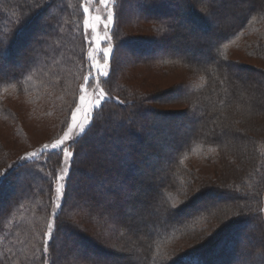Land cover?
<instances>
[{
    "label": "trees",
    "instance_id": "trees-1",
    "mask_svg": "<svg viewBox=\"0 0 264 264\" xmlns=\"http://www.w3.org/2000/svg\"><path fill=\"white\" fill-rule=\"evenodd\" d=\"M204 1L201 12L186 0H112L108 75L87 80L85 0H0L1 59L46 18L35 51L23 62L14 53L10 62H21L20 68L0 74V123L24 138L18 117L25 112L54 130L13 159L0 141V264H57V249L77 252L78 246L83 251L76 260L63 256L64 264H109L101 257L126 264H229L244 258L237 241L250 235L251 222L260 241L247 255L255 260L239 264H264V92L255 98L243 91L260 83L264 91V0ZM224 5L220 29L205 34L207 59L168 44L189 26L210 30L211 16ZM132 6L140 13L125 22ZM125 55L131 60L120 66ZM170 73L179 76L176 82ZM82 87L103 90L104 99L85 133L64 145L74 154L64 174L65 156L50 146L66 130ZM168 142L175 146L166 152ZM30 153L36 155L22 161ZM81 156L92 158L90 169ZM63 175L61 207L54 210ZM97 187L109 199L89 201ZM117 188L125 196L114 193ZM214 197L220 203L198 207ZM86 230L98 231L103 243Z\"/></svg>",
    "mask_w": 264,
    "mask_h": 264
},
{
    "label": "rangeland",
    "instance_id": "rangeland-1",
    "mask_svg": "<svg viewBox=\"0 0 264 264\" xmlns=\"http://www.w3.org/2000/svg\"><path fill=\"white\" fill-rule=\"evenodd\" d=\"M179 1V0H176ZM194 4V7L196 9H198V11L200 10L201 12H204L205 9L202 8V6L204 5V0H191ZM190 0H186L185 3L191 2ZM221 0H218L216 3L219 4ZM132 2V1H131ZM203 3V4H202ZM112 0H101L98 4L94 3V0H85V6H84V10H85V21H84V28H85V34L87 37V41L89 44V50H88V60H89V66L91 67V71L87 76V80L89 78H98L102 75V73H105L108 71L109 69V60L111 57V53H112V48L111 45L109 43V36H108V31L109 28L112 24V20L109 21L108 17L109 15H111L113 17L112 14ZM239 8L241 5H239ZM87 9V11H86ZM229 9V6H222V9L219 10V15H212L211 16V27L210 30H208L205 33H202L201 30L196 29V28H192V26H189L190 29H186L185 30H181V32L179 31L178 35L179 38L177 39V42L175 41L174 44L172 42L168 43L171 46H175V47H182V48H186L188 47L189 49V53L190 54H196L199 55L202 59H207L208 57V52L206 50L207 43H210L209 41V37L206 36L208 34H215L218 32V30L221 27V19L219 18V16H224L226 10ZM236 9V8H235ZM234 10V9H233ZM240 10V9H238ZM126 14L128 17H126L125 22L129 19V17L133 16L136 17L138 15V13H140L138 11L137 8H135L134 6H132L130 9H127ZM206 13V11H205ZM207 14V13H206ZM32 15H30L28 17V19L31 17ZM46 18L43 16L41 17V19L39 20L36 29L38 28V30L35 31L34 28V32L32 37L30 38L29 35H31L29 33H24V35L22 37L26 38L23 41L22 39L20 40V42L18 44H21L19 48H16L15 45V52H12L13 54L10 55L9 59L5 60V59H1L0 58V74L4 75L5 73H11L10 69L14 68V69H19L21 66V62L20 64H15V63H11V58L13 57L14 53H16L17 51H19L20 49L22 50V57H21V61L23 62L24 58L27 57V55L29 53H33L35 51V49L37 48V46L39 45V42L41 40V36L44 34V30H42L43 28L40 26L42 23H45ZM87 21V24L85 23ZM40 24V25H39ZM188 27V28H189ZM25 28L24 27H21ZM27 28V27H26ZM40 28V29H39ZM190 30V31H189ZM22 31V29L20 30ZM151 34V33H150ZM206 34V35H205ZM29 38H28V36ZM14 44V42H13ZM12 44V45H13ZM198 44V45H197ZM211 45V44H210ZM10 47V44L7 48ZM110 50L109 52V57L106 59L104 52L105 50ZM121 53L126 54L124 49H121L120 51ZM188 54V53H187ZM3 56V55H2ZM122 56V55H121ZM133 57L134 58H141L142 57V53H138V52H134L133 51ZM130 56L125 55V57L123 56L122 60H118V64L120 66H123V64L126 63V61H130ZM127 62V63H128ZM242 62L249 64L250 62L242 60ZM251 64V63H250ZM130 71V70H129ZM127 73V71H126ZM125 73V74H126ZM232 74L236 75V76H243V73L233 70ZM140 75V74H138ZM103 76V75H102ZM168 76L173 79V82H176V80L178 79L179 76H176L175 74H168ZM174 76V78H172ZM167 77L165 79L162 80L163 82V87L168 88L171 84L170 82V78ZM177 78V79H175ZM240 78V77H239ZM187 80V77H184V81ZM244 85V84H243ZM245 86V85H244ZM263 85H260L252 90H243L245 91V96L248 95H254L255 98H259V95L263 94ZM245 89H247V87H245ZM253 92V93H252ZM100 92H98L97 90H93L90 88H85L82 87L81 88V93L77 99V103L75 105V107L73 108L70 117H69V123L67 124V128L64 131L63 135L59 138H63L65 133H68V140L65 141V144L68 143L70 140H72L73 138H76L77 136H79L80 133V126L83 125L84 128H86L89 124L90 121V116L92 111L94 110V108H96L97 105V99L99 97ZM244 94H241V99H244ZM81 97H83V99H81ZM101 102V100H100ZM13 104V103H12ZM94 105H96V107H93ZM170 108V109H169ZM166 108L165 110L167 111H173V110H177V108H172L169 107ZM231 115H233V113H231ZM75 116V120H73V117ZM190 120H188V122H186V130L190 131L191 127L193 126V121L194 118H189ZM18 120L20 122V126L22 127V129L25 132V136L24 138H21L19 136H17L15 134V132L13 131V128H11V126L7 125V124H2L0 123V141L2 143V147L7 151L9 157L11 159L17 157L19 154L24 153L28 148L34 147L36 145H38L41 142H45L48 141L50 138H52L54 136V130H53V126L51 124L50 121H45L42 120L40 121L39 119L33 118V116H28L27 113H23V115H19ZM180 119L177 120V122ZM187 123L189 124V126L187 125ZM72 129L71 131H69V129ZM30 131V132H28ZM163 134V133H162ZM178 137V136H177ZM174 136H170V135H166L164 134L163 138L166 140H170L172 138H177ZM177 140H181L179 137L177 138ZM55 143V142H54ZM168 146L165 149V151H169V146L170 147H174V144H171L168 142ZM51 147V146H50ZM31 154V153H30ZM29 154H26L24 156H28ZM92 158L89 156H81V161L84 162L83 166L84 168H86L87 170L90 169L91 165L89 163H91ZM156 160H151V162H155ZM150 162V161H149ZM93 165V163H91ZM64 165H65V169L63 171L64 174H66L67 172V165H68V158L65 157L64 159ZM86 166V167H85ZM90 166V167H89ZM146 183L148 184V187L150 185H152L151 180L148 178V176H146ZM64 180V175L63 176H59L58 178V182L55 185V192H56V188L57 187H61V192H62V183ZM84 181V180H83ZM84 184V183H83ZM91 184V183H90ZM145 184V183H144ZM146 184V185H147ZM21 185V182H20ZM116 190V191H115ZM115 192H118V194L120 193L119 196H125V191H121L120 189H115ZM151 189H145V191L142 193L143 199L145 202H147L148 198L151 196ZM120 191V192H119ZM211 193L213 194V191L210 190ZM209 191V192H210ZM136 193V190H133L132 195L134 196ZM131 194V193H130ZM222 195H225L222 193ZM228 195V194H226ZM109 194L106 193H101L100 189L94 188L92 193L89 194V196L87 197L89 199V201L93 202V201H104L109 199ZM73 197V196H71ZM225 199V198H224ZM229 199V198H227ZM61 201V197L58 198L57 197V193H56V204L54 207V210H57V205L59 204V202ZM72 200L70 199L71 203ZM263 202H264V195H263ZM217 204L220 203V201H218L217 198H206V200L204 199L203 201H198V207H204L208 204ZM141 209V208H139ZM146 207L143 208V210L145 211ZM247 229H250V235H248L247 237V241L244 240V242L241 243V240L239 239L237 242L238 244H242L243 248L241 250V253L243 254L242 260L239 259H235L233 260L231 263L229 264H239L240 262L243 263L244 261L246 262V260L251 259L252 257H254L255 260V256L253 255L254 253H251V256L249 257L247 255V250L252 247V243L254 241H260V239L258 238L257 235V228L254 224V222H251L250 225L247 226ZM246 228V227H245ZM244 229L242 230V232L244 233ZM86 233L89 234L91 237H94L95 240H93L94 242L98 243V244H102V237L100 236V233L98 231H94L93 233H91L90 231L86 230ZM104 248V246H102ZM78 248V249H77ZM75 250H77V252H71V251H67L65 252L62 249H57V264H64V258H68V259H74L77 258L76 256L79 255L78 251H83L81 247H76ZM77 254V255H76ZM98 255V254H97ZM99 256V255H98ZM88 259L90 260H96V256H94L93 254L89 253L86 256ZM100 260L103 261H107L109 264H115L116 261L119 262V264H126L125 261L123 260H115L113 258L110 259H105L103 257H101ZM258 260V259H257ZM259 260H261V258H259ZM257 264H259V261L257 262Z\"/></svg>",
    "mask_w": 264,
    "mask_h": 264
},
{
    "label": "snow or ice",
    "instance_id": "snow-or-ice-1",
    "mask_svg": "<svg viewBox=\"0 0 264 264\" xmlns=\"http://www.w3.org/2000/svg\"><path fill=\"white\" fill-rule=\"evenodd\" d=\"M86 11H87V9H86ZM108 19H109V21H111V20H112V16L109 15ZM85 23L87 24V21H86ZM109 52H110V50H107V49H106L105 52H104V55H105V58H106V59L109 57ZM102 75L107 76L108 73L105 72V73H102ZM81 99H83V97H81ZM102 99H104V92H103V90H100V94H99V97H98V99H97V105H99L100 100H102ZM93 107H96V105H94ZM73 120H75V116L73 117ZM71 130H72V129L70 128L69 131H71ZM80 133H81V135H83V134L85 133V128H84L83 125L80 126ZM66 140H68V133H65L63 138L56 140L55 143H53V144L51 145V149H52V150H59V151L63 152V154H64V156H65L66 158H70V157H72L74 154L71 153V152H69V151L67 150V148L64 147V144H65V141H66ZM48 148H49L48 145H45V146H44V149H45V150H48ZM35 155H36L35 153H31V154H29L28 156L22 157L21 159H22V161L30 160V159H32ZM0 175H3V174L0 173ZM56 193H57V197L60 198L61 195H62L61 187H57V188H56ZM57 207L59 208V207H61V206H60V205H57ZM49 228H50V230H51V229L53 228V225L50 224V225H49Z\"/></svg>",
    "mask_w": 264,
    "mask_h": 264
},
{
    "label": "bare ground",
    "instance_id": "bare-ground-1",
    "mask_svg": "<svg viewBox=\"0 0 264 264\" xmlns=\"http://www.w3.org/2000/svg\"><path fill=\"white\" fill-rule=\"evenodd\" d=\"M35 30H36V24H35ZM34 28L33 29H31L29 32H28V35H29V33L31 34V35H29L30 36V38L32 37V35H33V32H34ZM27 35V36H28ZM29 36H28V38H29ZM27 38V37H26ZM26 38H24V40L26 39ZM21 45V44H20ZM20 45L18 46V48L20 47ZM22 50L20 49L19 51H17L16 52V54H17V56H18V54H19V57L22 55ZM237 245V244H236ZM237 247V246H236Z\"/></svg>",
    "mask_w": 264,
    "mask_h": 264
}]
</instances>
